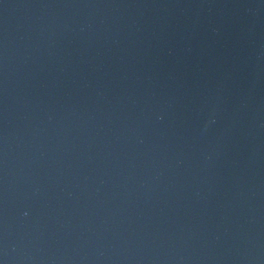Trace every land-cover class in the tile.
<instances>
[{"label":"water","instance_id":"1","mask_svg":"<svg viewBox=\"0 0 264 264\" xmlns=\"http://www.w3.org/2000/svg\"><path fill=\"white\" fill-rule=\"evenodd\" d=\"M154 0H0V61L60 33Z\"/></svg>","mask_w":264,"mask_h":264}]
</instances>
